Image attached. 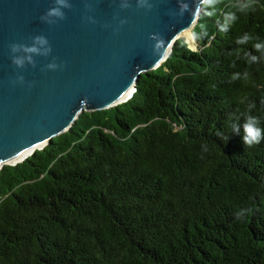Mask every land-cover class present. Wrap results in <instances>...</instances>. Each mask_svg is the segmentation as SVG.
I'll return each mask as SVG.
<instances>
[{"label": "trees", "instance_id": "1", "mask_svg": "<svg viewBox=\"0 0 264 264\" xmlns=\"http://www.w3.org/2000/svg\"><path fill=\"white\" fill-rule=\"evenodd\" d=\"M194 33L0 169V264H264V141L236 134L249 102L264 123V0H217Z\"/></svg>", "mask_w": 264, "mask_h": 264}, {"label": "water", "instance_id": "2", "mask_svg": "<svg viewBox=\"0 0 264 264\" xmlns=\"http://www.w3.org/2000/svg\"><path fill=\"white\" fill-rule=\"evenodd\" d=\"M69 2L66 19L49 25L40 17L52 0H0V169L43 149L83 112L126 102L140 76L158 68L176 40L193 29L202 9L198 0H187L191 11L179 17L169 14L178 10L177 0H152L151 11L138 9L135 0L129 9H121L120 0ZM118 19L128 23L119 26ZM152 33L164 37L160 57L153 55ZM36 35L46 36L51 54L36 56V67L17 68L9 44H31ZM53 57L65 64L62 70H45ZM17 75L25 84L11 83Z\"/></svg>", "mask_w": 264, "mask_h": 264}, {"label": "clouds", "instance_id": "3", "mask_svg": "<svg viewBox=\"0 0 264 264\" xmlns=\"http://www.w3.org/2000/svg\"><path fill=\"white\" fill-rule=\"evenodd\" d=\"M136 7L138 9H145L146 11H151L153 8L152 0H135ZM178 10L170 11V15L182 17L185 12L191 11L190 4L187 0H177ZM217 3V0H198L197 7L207 8L214 6ZM131 0H120L121 9L131 8ZM249 5L247 3H242V8H247ZM72 7L69 0H52V6L40 17V20L46 22L49 25H54L58 21L66 19V13L64 9H70ZM231 20H235L236 17L233 13L228 14ZM94 23V21H91ZM119 26H123L128 23L126 19H118ZM104 27H110V25H105ZM114 32L119 31V27L113 29ZM195 39L199 37L194 33ZM31 44L23 43H11L9 44V49L11 53V62L17 68H24L26 65H31L36 67L37 61L35 60L36 56L47 57L52 52V47L44 35H36L31 38ZM250 39L248 34H245L242 38L237 39V43H246ZM149 40L153 41L152 52L153 55L159 56L162 53V50L165 48L164 37L160 33H152L149 35ZM255 49L257 51H264V43H256ZM250 60L255 62L258 60V57L250 56ZM65 67L63 62L57 63V58L53 57L52 61L44 66L45 70H62ZM13 85L15 84H25V79L23 75H17L16 78L11 81ZM29 88L32 87V84L28 85ZM131 95V94H129ZM248 113L243 117V123L239 128L236 129V134H241L242 129V141L244 146L251 147L254 145L260 144L264 141V123L260 121L258 117L252 115V109L255 108V104L249 102L247 105ZM246 215V210L241 209L235 213V216L238 220L243 219Z\"/></svg>", "mask_w": 264, "mask_h": 264}, {"label": "bare ground", "instance_id": "4", "mask_svg": "<svg viewBox=\"0 0 264 264\" xmlns=\"http://www.w3.org/2000/svg\"><path fill=\"white\" fill-rule=\"evenodd\" d=\"M181 37H183V38H185V40L187 41V43H188V45L191 47V48H193L194 47V45H195V41H194V43H193V35H192V28H190V29H188L187 31H185L183 34H182V36ZM194 44V45H193ZM25 158V156H22V157H19V158H17V159H15V160H12V161H10V163H15V162H18V161H20V160H22V159H24Z\"/></svg>", "mask_w": 264, "mask_h": 264}, {"label": "rangeland", "instance_id": "5", "mask_svg": "<svg viewBox=\"0 0 264 264\" xmlns=\"http://www.w3.org/2000/svg\"><path fill=\"white\" fill-rule=\"evenodd\" d=\"M183 38V37H182ZM193 38H194V36H193ZM184 40H185V38H183ZM186 41V40H185ZM193 41V43H194V41H196L195 39H193L192 40ZM187 42V41H186ZM188 44V43H187ZM194 45V44H193ZM189 46V45H188ZM189 48L190 49H192V50H196L197 49V45H196V43H195V45H194V47L193 48H191L190 46H189Z\"/></svg>", "mask_w": 264, "mask_h": 264}]
</instances>
